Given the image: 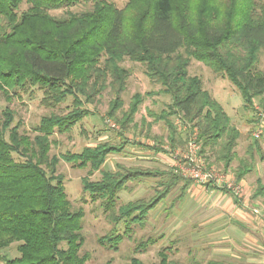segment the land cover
<instances>
[{
	"label": "trees",
	"instance_id": "16d2710c",
	"mask_svg": "<svg viewBox=\"0 0 264 264\" xmlns=\"http://www.w3.org/2000/svg\"><path fill=\"white\" fill-rule=\"evenodd\" d=\"M81 1L91 2V7L81 12L69 9ZM58 9L65 11L51 14ZM263 48L264 4L259 0H128L122 8L113 0H0V97L10 101L38 90L42 105L51 109L41 116L33 136L13 124L8 106L0 110V249L17 242L19 255L4 258L5 264L85 263L87 255L79 253L83 211L71 207L62 177L56 175L60 159L89 173H101L97 180L84 176L82 189L91 201L100 200L110 211L112 231L98 242L114 250L180 179L171 171L162 172L168 180L159 182L163 189L150 201L118 205V193L128 181L154 173L142 166L102 170L105 158L124 150L125 143L100 142L61 157L49 155L50 136L69 132L90 114L82 98L89 101L107 85H115L117 96L107 112L114 116L120 106L118 93L129 74L120 65L124 59L144 64L146 75L172 98L158 114L146 109L152 121L168 126L166 137H155L158 146L183 145L169 118L181 116L197 128L202 151L223 139L216 160L225 168L236 156L239 131L221 103L203 89L200 78L188 75L187 67L191 59L205 63L234 85L244 105L264 110V69L258 68ZM68 97L72 104L67 113L54 110ZM142 98L133 95L122 115V127L133 121ZM255 100L261 104H254ZM254 116L257 122L256 111ZM251 159L249 155L241 161L237 178L249 170ZM121 222L122 233L116 229ZM147 242L141 240L136 250L144 249ZM130 263L143 264L135 257ZM160 263L169 264L164 258Z\"/></svg>",
	"mask_w": 264,
	"mask_h": 264
},
{
	"label": "rangeland",
	"instance_id": "374dc122",
	"mask_svg": "<svg viewBox=\"0 0 264 264\" xmlns=\"http://www.w3.org/2000/svg\"><path fill=\"white\" fill-rule=\"evenodd\" d=\"M127 1L113 0L117 8H122ZM259 2L264 4V0ZM90 7L91 2L81 1L69 9L81 12ZM64 11L65 9L52 10L51 14L59 16ZM120 65L127 68L129 74L125 79V88L118 93L120 106L116 109L114 116H108L107 112L117 96L116 87L107 85L105 89L93 95L91 100L85 101L82 98L83 107L89 110L90 114L77 122L69 132L51 135L49 152L50 156L55 154L61 157V154L67 151L80 152L84 146H94L100 142H108L112 145L125 143L124 150L118 154H109L105 158L102 170L115 171L122 167L142 166L141 168L152 170L154 173L138 180L128 181L118 193V205L137 199L148 202L163 189V185L159 182L168 180V175H163L161 172L162 170L166 172L170 167L166 163V155L168 156L170 152L155 153L152 150L153 145L157 144L155 137H166L168 126L163 121H152L146 109H151L158 114L161 110L167 109V105L172 102L170 94L160 91L162 88L160 83L146 75L144 64L124 59ZM258 68L264 69V48L259 54ZM187 71L190 76H198L203 89L226 107L232 118L231 124L238 126L243 133V138L248 141L254 140L252 119L256 109L255 107L250 109L244 105L234 85L227 78L215 74L205 63L195 59L190 60ZM135 94L143 97L142 102L134 114L133 121L122 127V115L129 109ZM41 98L42 94L38 90L32 94L26 92L19 97L15 96L10 101L0 97V110L8 106L14 115L13 124H20L21 133L33 136L34 127L41 116L51 110L42 105ZM261 100H264V93ZM70 104H72L71 98L68 97L54 110L59 108L58 110L67 113ZM254 104L261 103L255 100ZM169 118L177 128L176 133L179 134L182 131V134L177 137L187 141L191 136L190 130L196 127L188 120L184 119L181 122L175 115ZM187 122L189 124H186ZM222 141L223 139L213 148L215 157L211 158L213 161L211 167L216 170H221L220 162L216 158L221 154ZM242 150L240 146L238 151L242 152ZM56 175L62 177L71 207L81 208L83 211L81 228L83 243L79 253L87 255L84 264H131L132 257L138 258L143 264H163L160 263L163 258L169 264H206L213 260L209 254L210 247L207 246V241L210 240L207 230L215 226L217 228L222 221L218 219L221 216H217L221 210L212 205L209 200L215 198L210 196L213 195L210 190L204 191L199 187L198 190L193 185L186 187L182 194L184 182L179 179L167 196L149 210L145 221L140 225H133L132 232L128 236L124 234L122 241L114 250L98 242L100 237L112 231L110 211H105L100 200L91 201L89 192L82 189L81 180L84 176L90 180H97L101 177V173L98 171L89 173L87 168L72 166L71 163L60 159L56 166ZM215 220L219 222L216 223ZM124 227L125 224L121 222L116 229L122 233ZM141 240L149 242L144 249L136 250ZM16 246L17 242H13L8 247L0 249V264H5L4 258L19 256Z\"/></svg>",
	"mask_w": 264,
	"mask_h": 264
},
{
	"label": "crops",
	"instance_id": "0c3cea01",
	"mask_svg": "<svg viewBox=\"0 0 264 264\" xmlns=\"http://www.w3.org/2000/svg\"><path fill=\"white\" fill-rule=\"evenodd\" d=\"M221 105L229 115L230 120H232L226 107L223 104ZM177 117L181 122L184 121L180 116ZM186 124H189V122ZM255 124L256 119L254 116L252 119L253 130ZM232 125L239 131L234 148L236 156L225 168L220 162L221 170L218 171L224 174L225 181H234L242 186L243 192L241 195H234L232 191L224 186L217 184L200 185L189 177L181 175L179 177L183 182H188L186 184L187 188L194 185L197 187L196 189L199 187L204 191L210 190L211 193L213 192V195L210 196L212 198L215 196V198L209 200L212 205L221 210V213L217 216H221V219H218L222 221V224L218 225L217 228L215 226L207 230V236L210 237V240L207 241V246L210 247V257L213 260L228 264H264V133L256 142L253 139L248 141L243 138V133L238 126H235L234 123ZM190 132L191 135L195 133L198 139L197 128L190 130ZM180 134H182V131ZM188 140H183V145L171 146L168 142H164L159 146L158 144L153 145L152 150L155 153L170 152L168 156L166 155L167 166H170L166 172H173L170 170L175 158L172 154L186 150ZM198 142L201 147L200 155L207 166L212 165L215 149L208 147L202 151V144L199 139ZM240 146L243 148L242 152L238 151ZM249 155L252 158L249 170L242 177L237 178L236 170L239 164L242 160L245 161ZM162 172H165V170H162ZM186 187L184 186L185 189ZM215 222L219 221L215 220Z\"/></svg>",
	"mask_w": 264,
	"mask_h": 264
},
{
	"label": "built area",
	"instance_id": "2783aa9c",
	"mask_svg": "<svg viewBox=\"0 0 264 264\" xmlns=\"http://www.w3.org/2000/svg\"><path fill=\"white\" fill-rule=\"evenodd\" d=\"M256 118L257 122L252 135L255 139H258L264 133V110L259 107H256ZM200 150L197 135L193 133L189 137L186 150L174 154L173 173L189 177L200 185L217 184L224 186L232 191L234 195H241L243 192L242 186L234 181H225L223 173L207 166L200 155Z\"/></svg>",
	"mask_w": 264,
	"mask_h": 264
}]
</instances>
